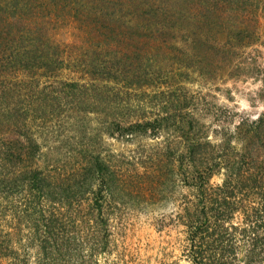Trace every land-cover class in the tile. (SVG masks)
<instances>
[{
	"label": "trees",
	"instance_id": "trees-1",
	"mask_svg": "<svg viewBox=\"0 0 264 264\" xmlns=\"http://www.w3.org/2000/svg\"><path fill=\"white\" fill-rule=\"evenodd\" d=\"M262 22L264 0H0V264H100L111 253L106 219L95 243H50L47 224V238L29 244L21 222L6 220L5 190L16 177L40 198L52 188L38 166L34 127L60 111V97L117 101L124 136L149 125L125 123L136 114L119 95L155 89L146 78L167 67L199 70L209 81L249 75L264 85L252 49ZM161 54L172 64L158 61ZM258 98L262 112L221 126L215 143L198 119L179 116L185 180L194 190L179 216L188 264H264V87ZM215 176L221 184L211 185Z\"/></svg>",
	"mask_w": 264,
	"mask_h": 264
},
{
	"label": "rangeland",
	"instance_id": "rangeland-1",
	"mask_svg": "<svg viewBox=\"0 0 264 264\" xmlns=\"http://www.w3.org/2000/svg\"><path fill=\"white\" fill-rule=\"evenodd\" d=\"M252 49L264 70V22L260 41ZM172 59L168 54L157 56L168 65ZM172 68L163 70L160 78H146L155 89L119 95L127 102L122 106L136 114L125 123L149 125L124 136L119 134L117 101L83 102L70 94L65 99L59 96L60 111L34 127L40 145L38 166L51 181L50 192L40 198L19 177L5 190L6 220L21 222L22 243H42L47 224L54 226L50 243H74V238L95 243L93 233L106 219L111 253L101 255L100 264H188L181 258L184 235L179 216L194 190L185 180L179 116L198 119L215 143L221 126L232 129L241 118L252 119L262 112L258 93L264 85L262 78L249 75L234 79L214 75L209 81L199 70ZM63 76L74 77L69 72ZM89 108L96 113L85 111ZM142 113L144 120L139 118ZM221 183V176L211 180V185Z\"/></svg>",
	"mask_w": 264,
	"mask_h": 264
}]
</instances>
